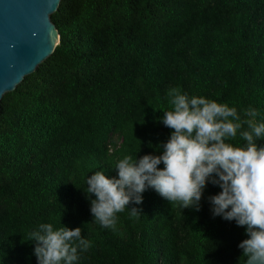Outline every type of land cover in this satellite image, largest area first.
Wrapping results in <instances>:
<instances>
[{
    "label": "trees",
    "instance_id": "1",
    "mask_svg": "<svg viewBox=\"0 0 264 264\" xmlns=\"http://www.w3.org/2000/svg\"><path fill=\"white\" fill-rule=\"evenodd\" d=\"M51 17L53 53L1 99L0 264H38L28 240L45 223L81 228L91 246L75 264H244L245 227L212 213L218 185L199 211L149 187L115 229L85 191L125 156L162 154L171 89L264 122V0H61ZM239 131L226 142L245 146Z\"/></svg>",
    "mask_w": 264,
    "mask_h": 264
},
{
    "label": "clouds",
    "instance_id": "2",
    "mask_svg": "<svg viewBox=\"0 0 264 264\" xmlns=\"http://www.w3.org/2000/svg\"><path fill=\"white\" fill-rule=\"evenodd\" d=\"M172 110L164 111L162 123L173 129L162 144L161 155H144L137 160L125 156L115 166L118 178H109L101 171L87 177L90 211L96 222L115 229L117 213L130 204H141L142 193L154 189L169 202L182 209H200V201L208 182L221 191L209 197L214 216L235 221L245 227L243 250L246 264H264V148L257 139H264V122L254 108L244 111V118L235 107L204 97H189L171 89ZM239 136L245 146L226 142ZM163 163V169L158 165ZM132 214L140 212L131 208ZM80 227L66 226L54 230L52 224H40L30 233L35 242L38 264H75L79 251L91 246Z\"/></svg>",
    "mask_w": 264,
    "mask_h": 264
},
{
    "label": "water",
    "instance_id": "3",
    "mask_svg": "<svg viewBox=\"0 0 264 264\" xmlns=\"http://www.w3.org/2000/svg\"><path fill=\"white\" fill-rule=\"evenodd\" d=\"M60 2L0 0V109L3 95L15 90L59 43L51 15Z\"/></svg>",
    "mask_w": 264,
    "mask_h": 264
}]
</instances>
